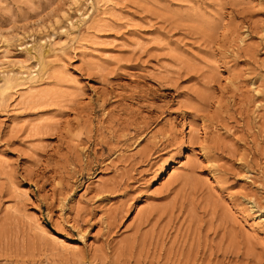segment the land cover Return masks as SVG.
I'll use <instances>...</instances> for the list:
<instances>
[{"label": "rangeland", "instance_id": "1", "mask_svg": "<svg viewBox=\"0 0 264 264\" xmlns=\"http://www.w3.org/2000/svg\"><path fill=\"white\" fill-rule=\"evenodd\" d=\"M0 87V264H264V0H0Z\"/></svg>", "mask_w": 264, "mask_h": 264}, {"label": "bare ground", "instance_id": "2", "mask_svg": "<svg viewBox=\"0 0 264 264\" xmlns=\"http://www.w3.org/2000/svg\"><path fill=\"white\" fill-rule=\"evenodd\" d=\"M4 88V87H3ZM2 87H0V90H1V92L2 93H4V96H6V95H8L7 94V92L3 89ZM1 94V93H0ZM190 154V153H189ZM189 154L187 153L186 154V158L188 159V158H191L190 156H189ZM191 155V154H190ZM178 166L177 167H180L182 164H183V160H180V161H178ZM176 168H174V169H172V171L168 174V176L166 177V180H168L174 173H175V170ZM167 173V172H166ZM164 176V175H163ZM165 177V176H164ZM163 178V177H162ZM165 179V178H164ZM260 217V216H259ZM261 218V217H260ZM260 220V219H259ZM262 221H264V218L263 219H261ZM54 239H55V241L58 243V244H60V246H63L64 248H76V247H79V246H77V244L76 245H72L67 239H64V238H62V237H60V236H57V235H54V237H53ZM74 244V243H73ZM62 247V248H63ZM67 250H69V249H67Z\"/></svg>", "mask_w": 264, "mask_h": 264}]
</instances>
